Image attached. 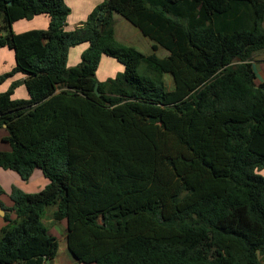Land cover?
<instances>
[{"label":"trees","instance_id":"16d2710c","mask_svg":"<svg viewBox=\"0 0 264 264\" xmlns=\"http://www.w3.org/2000/svg\"><path fill=\"white\" fill-rule=\"evenodd\" d=\"M70 14L65 0H0V48L16 59L0 84L26 76L0 94L11 146L0 168L24 181L39 169L50 181L35 194L14 189L0 264L55 260L58 239L44 223L52 207L77 264H262L264 84L253 56L264 51V0H104L72 31ZM116 14L151 54L116 39ZM39 15L48 29L13 31ZM85 42L69 68L70 49ZM103 54L125 69L101 82ZM22 84L30 98L13 100ZM2 195L0 185L7 210Z\"/></svg>","mask_w":264,"mask_h":264},{"label":"crops","instance_id":"0c3cea01","mask_svg":"<svg viewBox=\"0 0 264 264\" xmlns=\"http://www.w3.org/2000/svg\"><path fill=\"white\" fill-rule=\"evenodd\" d=\"M103 1L104 0H65L66 4L71 9V14L68 18V26L66 29L72 31L75 30L77 27H80L81 24L87 20L89 14L98 5L103 3ZM77 5L79 6L76 7ZM76 14H78L77 17ZM116 16L118 15H114L115 22L117 21ZM71 20H74V22H71ZM50 22H51V18L48 15H39L30 20L24 19L14 23L12 29L16 34H21L32 30H46L48 29ZM115 33H116V38L119 41L118 33L116 31ZM120 34L122 35V33ZM126 41H129V38ZM152 45L153 43L150 45L151 49H152ZM89 47H90L89 42H85L78 46L72 47L69 52L68 67L71 68L77 66L81 62V57L83 52L86 51ZM1 53H7L8 54L7 58L10 61L8 62L1 59L2 62H0V76L11 72L16 66L14 51L13 53L7 51H2ZM73 54H74V59L72 61L71 55L73 56ZM104 58L107 59L112 57L104 54L101 55L100 57L101 63ZM116 61L110 59L106 60V64L108 65L109 63L110 74L106 73L104 78H99L98 75L96 74L99 81L103 82L108 80L109 78H115L118 73L124 71L125 69L124 66L118 61H117L118 63H116ZM25 79L26 76L21 73H17L13 77L6 79L2 84H0V94L7 92L14 83L22 82ZM29 98L30 96L28 90L26 86L23 84L18 86L14 90V93L12 95L13 100H27ZM6 137H8V131L6 130V128L0 129V151H6V152L11 151V146L4 140ZM259 173L264 176V170L260 171ZM49 183H50L49 179L45 176L43 171L39 169L34 171V173L32 174L29 180L24 181L17 172L0 168V185L4 190V195H2L1 200L4 203L5 208L7 209L4 210V213L0 211V230L7 225V222L5 220V216L7 214L12 220H15L17 218L15 211L13 210L14 202L11 199V195L15 188L21 190L26 194H35L44 190L49 185ZM54 210L55 208L51 210V216ZM51 222L54 224V227L56 228L51 231L49 230L50 233L57 239H59L60 237V238H64L66 241L67 222L66 221L55 222L52 220V218H51ZM63 250H64L63 254L58 253V256L55 258V260H53V262H55L56 264H77L76 259L67 249V241H66V246L63 248ZM262 264H264V260Z\"/></svg>","mask_w":264,"mask_h":264},{"label":"rangeland","instance_id":"374dc122","mask_svg":"<svg viewBox=\"0 0 264 264\" xmlns=\"http://www.w3.org/2000/svg\"><path fill=\"white\" fill-rule=\"evenodd\" d=\"M78 6L79 5H77L76 7H78ZM77 15L78 14H76V17H77ZM116 17H117V21L115 22V31L118 33L119 42L126 45V46L134 47L144 54L152 53V49L150 46L152 44V42L148 38L144 37L136 27H134L132 24H130L123 17H121L120 15H118ZM71 22H74V20H71ZM120 33H122V35ZM128 38H129L130 42L126 41ZM2 51H7L10 53H13V51L8 49V48H0V62H2L1 59L9 62L10 60L7 58L8 54L7 53H1ZM166 53L167 52L161 48L157 52V55L161 58H164L166 56ZM71 59L73 61L74 54H73V56L71 55ZM109 59L116 61L112 58H107V59L104 58L99 69H98V72H96V74L98 75L99 78H104L105 74L110 72L109 63H108V65L106 64V60H109ZM116 63H118V62L116 61ZM253 69H254L255 74L257 76L256 84L258 86L264 84V51L256 53L253 56ZM141 73H142V71H141ZM165 79H166L165 84H166L167 88L170 90L173 89L174 84H173L172 78L169 75H166ZM212 123L213 124H211L209 122L208 129L210 127L219 129V127H220L219 124H216L215 122H212ZM175 130L176 129L174 127H171L170 128V134H173V133L180 134L179 130H176V131ZM202 130H204V129H199L200 133L199 134L197 133V136H195L196 138L201 139L204 137ZM212 130H215V129H212ZM183 135H185V137H188V138L192 137L187 131H183ZM214 139L219 144V142L221 140V129H219V135L216 136V138H214ZM51 210H53V208H50L48 210V213L44 219V223L50 231L56 228V227H54V224L51 222V218H52L51 217ZM58 243H59V254H63V251H64L63 248L66 246V241L64 238L59 237ZM263 260H264V258H263Z\"/></svg>","mask_w":264,"mask_h":264},{"label":"water","instance_id":"95a60500","mask_svg":"<svg viewBox=\"0 0 264 264\" xmlns=\"http://www.w3.org/2000/svg\"><path fill=\"white\" fill-rule=\"evenodd\" d=\"M96 93L97 95H100V93L98 92V85H96ZM0 211L4 213V210L0 209Z\"/></svg>","mask_w":264,"mask_h":264},{"label":"built area","instance_id":"2783aa9c","mask_svg":"<svg viewBox=\"0 0 264 264\" xmlns=\"http://www.w3.org/2000/svg\"><path fill=\"white\" fill-rule=\"evenodd\" d=\"M45 264H56L55 262H53V261H46V263Z\"/></svg>","mask_w":264,"mask_h":264}]
</instances>
